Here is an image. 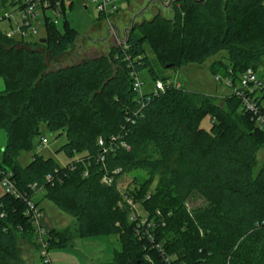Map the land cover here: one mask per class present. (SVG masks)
Masks as SVG:
<instances>
[{
	"label": "trees",
	"instance_id": "16d2710c",
	"mask_svg": "<svg viewBox=\"0 0 264 264\" xmlns=\"http://www.w3.org/2000/svg\"><path fill=\"white\" fill-rule=\"evenodd\" d=\"M174 4L172 18L158 13L134 24L107 54L53 69L44 51L56 58L79 38L68 22L63 32L47 22L45 42L17 40L0 29V129L7 135L0 166L24 196L34 195L32 184L42 187V198L76 219L80 238L118 235L111 261L103 264H164L154 243L172 264H264V158L258 159L264 131L234 93L221 104L159 74L166 58L173 67L201 65L222 51L211 63L215 74L264 67V0ZM158 31L166 41L156 46ZM144 69L154 83L163 81L164 91H138L135 77ZM207 115L210 129L200 126ZM45 132L65 133L59 150L79 158L61 165L37 153ZM24 152L33 154L23 164ZM137 169L149 177L122 193L117 178ZM105 174L111 184L102 182ZM126 196L150 226L131 219ZM194 196L202 205H191ZM71 238L68 230H50L49 249ZM22 239L39 249L25 201L3 193L0 264H20Z\"/></svg>",
	"mask_w": 264,
	"mask_h": 264
},
{
	"label": "rangeland",
	"instance_id": "374dc122",
	"mask_svg": "<svg viewBox=\"0 0 264 264\" xmlns=\"http://www.w3.org/2000/svg\"><path fill=\"white\" fill-rule=\"evenodd\" d=\"M9 1V0H8ZM117 2L118 11L109 17L103 19L98 18V8L96 2L92 0H65L66 12L65 15L57 16L53 10L41 11L39 18L34 21L38 32L34 35V40L41 39L45 35V21L46 17L49 20H57V27L61 32L65 30V22H68L79 34V38L75 44L70 46L61 56L52 58L49 52H45V58L50 69L57 67H64L67 65L80 63L83 60L96 57L103 54H107L109 49L113 45L123 43L127 32L124 29L131 27L134 16L135 24H140L145 20H151L156 15V11L166 18H172L174 16L175 8L177 7L174 3L169 6L162 5L157 0H114ZM165 3L168 0H163ZM131 4V5H130ZM9 11L15 13V19L12 20L14 28L16 23L21 22V16L16 11L15 6L3 5L0 0V11ZM46 16V17H45ZM16 20V22H15ZM0 26L5 29H10L9 22L3 21ZM119 33V34H117ZM166 41V37L163 31H158L153 36V45H159ZM165 44V43H164ZM150 50V47H147ZM151 57H155L152 53ZM225 55L222 51L215 56L209 57L203 64L198 65L195 63L184 65L181 67H173L170 64V59L166 58L165 65H162L159 74L161 76L168 77L169 82L179 84L183 88L190 91H200L205 94L217 97V101L221 104L225 103V97L232 95L234 88L228 84L225 78L219 79L217 74L211 70V63L215 59L221 58ZM264 66V62H262ZM258 74L261 76L264 74V67L257 69ZM140 82L142 83L141 90L143 92H150L154 88V80L149 75L146 69L141 70L138 73ZM264 79V78H263ZM3 83L0 77V84ZM236 84H239L236 79ZM4 85L0 88L3 89ZM212 125V118L207 115L205 116L200 126L206 129H210ZM49 139L47 145H38L36 152L45 156L52 157L58 161L61 165H66L79 158V155L69 156L63 150H59V147L66 141L65 133L58 136L48 132L44 133ZM7 135L5 130L0 129V158L2 155V149L6 144ZM33 153L24 152L19 161L26 163L30 160ZM264 158V147L258 154V159L261 162ZM149 174L142 169L133 171H126L120 177L117 178V188L123 192H131L137 185L144 182ZM5 193V187L0 181V195ZM40 203L39 206L42 210V214L53 223L58 229H70L74 230L76 227V219L70 214L62 211L57 205H55L48 198H42V193L39 195ZM200 197L194 196L190 202L193 206H200L203 203ZM138 208L141 206L138 204ZM144 214V211L142 212ZM112 242V247H118L119 240L118 235H112L107 237ZM114 250V249H113ZM66 252L74 254L76 258H79L81 264H89L91 256L85 252L82 246L78 244L66 245V246H54L49 249V252ZM111 257V256H110ZM110 260L105 258L104 261ZM100 261H103L100 259ZM38 264L42 261L38 259Z\"/></svg>",
	"mask_w": 264,
	"mask_h": 264
},
{
	"label": "built area",
	"instance_id": "2783aa9c",
	"mask_svg": "<svg viewBox=\"0 0 264 264\" xmlns=\"http://www.w3.org/2000/svg\"><path fill=\"white\" fill-rule=\"evenodd\" d=\"M96 2L98 12L104 14L106 17L114 14L118 11L117 2L114 0H92ZM4 5H11L16 7V11L19 12L21 16V22L16 23V28L12 22L15 19L13 12L0 11V23L3 21L9 22L10 29H5L0 26V29L6 32V35L17 40H32L34 41V35L37 34L38 29L34 21H36L41 11H46L48 9L53 10L54 13L59 17L64 15L63 2L62 0H1ZM46 17V16H45ZM16 22V20H15ZM47 22H51L57 25V20H49L46 17L45 25ZM217 77L219 79L225 78L228 84L234 88V94L241 100L242 109L251 114V117L256 122L259 129L264 131V79L258 74L257 70L253 68L246 69L239 76H235L232 70H229L227 75L218 73ZM236 79H238L239 84H236ZM180 86L179 84H177ZM134 86L138 91L141 90L142 83L139 80L138 75L135 77ZM164 83L162 80L157 79L154 83L153 90L164 91ZM49 139L46 136L40 138V145H47ZM100 145H104L102 139L99 140ZM127 147L126 144H123ZM103 160V159H102ZM74 165L72 164L71 167ZM87 175V171L84 173ZM47 180H50V175H47ZM113 177L105 174L102 177V182L111 184L113 182ZM0 181L5 187V193H9L16 198H21L25 201V215L29 218L34 226V233L36 237V242L39 245L38 254L42 260L43 264H53L49 252V244L47 241L48 230L42 224V210L37 203L39 195L42 193V187L37 183L31 185V189L34 190V195L30 197L24 196L16 187L13 180V174L10 171H6L0 166ZM127 198V203L131 207V219L136 220L140 218L139 226H150L152 223L147 221V217L138 208V203L132 198ZM4 214H2L3 216ZM154 241V237L151 238ZM155 249L160 252L164 264H172V256L165 252V249L160 243H154L152 245Z\"/></svg>",
	"mask_w": 264,
	"mask_h": 264
},
{
	"label": "crops",
	"instance_id": "0c3cea01",
	"mask_svg": "<svg viewBox=\"0 0 264 264\" xmlns=\"http://www.w3.org/2000/svg\"><path fill=\"white\" fill-rule=\"evenodd\" d=\"M124 30L126 31V29ZM1 80L3 83L0 84V88L4 85V81L2 78ZM38 199L40 200V198ZM42 224L48 231L53 229H56L57 231L68 230L72 234V238L69 240L67 245L76 244L78 246L79 244L80 246H82L85 252L92 257L89 264H103L105 262L111 261L113 257L114 248L112 247L113 244L111 240L107 238L109 236L99 235L93 237L80 238L76 235V227L74 230H70L67 228L58 229L44 215L42 218ZM50 256L53 264H81L79 258H76L74 254L57 251L53 253L51 252ZM19 258L20 264H38V259L42 261L38 254V249L36 245L29 240L23 239L19 242ZM105 258H109L110 260L104 261ZM100 259H102L103 261H100Z\"/></svg>",
	"mask_w": 264,
	"mask_h": 264
},
{
	"label": "water",
	"instance_id": "95a60500",
	"mask_svg": "<svg viewBox=\"0 0 264 264\" xmlns=\"http://www.w3.org/2000/svg\"><path fill=\"white\" fill-rule=\"evenodd\" d=\"M158 1H160V2H163L162 0H158ZM171 1L172 0H170L169 1V4L171 3ZM168 6V5H167ZM156 14H158V11H156ZM136 18V15L134 16V19ZM134 19H133V22H132V25H131V27L130 28H128L127 30H126V32H128V31H130V30H132L133 29V27H134V24H135V21H134ZM124 41H125V39H124ZM123 41V42H124ZM41 42H45V39H41Z\"/></svg>",
	"mask_w": 264,
	"mask_h": 264
},
{
	"label": "flooded vegetation",
	"instance_id": "af4514ba",
	"mask_svg": "<svg viewBox=\"0 0 264 264\" xmlns=\"http://www.w3.org/2000/svg\"><path fill=\"white\" fill-rule=\"evenodd\" d=\"M157 1H158V0H157ZM162 1H163V0H162ZM169 1H170V0H168L167 3H165L164 1H163V2L158 1V2L161 3L162 5H165V6L168 5V6H169V5H171L172 3H174V2H176V1H178V0H172L170 4H169Z\"/></svg>",
	"mask_w": 264,
	"mask_h": 264
}]
</instances>
